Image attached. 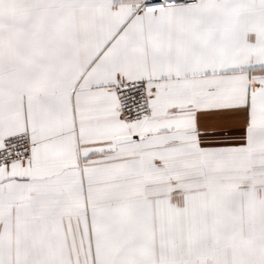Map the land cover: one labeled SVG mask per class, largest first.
<instances>
[{
    "label": "snow or ice",
    "instance_id": "1",
    "mask_svg": "<svg viewBox=\"0 0 264 264\" xmlns=\"http://www.w3.org/2000/svg\"><path fill=\"white\" fill-rule=\"evenodd\" d=\"M0 264H264V0H0Z\"/></svg>",
    "mask_w": 264,
    "mask_h": 264
}]
</instances>
